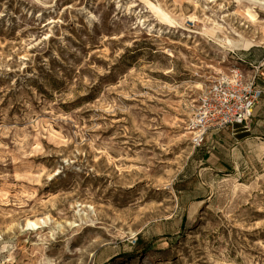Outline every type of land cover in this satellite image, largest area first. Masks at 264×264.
I'll list each match as a JSON object with an SVG mask.
<instances>
[{
  "label": "rangeland",
  "instance_id": "obj_1",
  "mask_svg": "<svg viewBox=\"0 0 264 264\" xmlns=\"http://www.w3.org/2000/svg\"><path fill=\"white\" fill-rule=\"evenodd\" d=\"M149 1L0 0V264H264V104L186 127L264 0Z\"/></svg>",
  "mask_w": 264,
  "mask_h": 264
},
{
  "label": "built area",
  "instance_id": "obj_2",
  "mask_svg": "<svg viewBox=\"0 0 264 264\" xmlns=\"http://www.w3.org/2000/svg\"><path fill=\"white\" fill-rule=\"evenodd\" d=\"M263 89L256 74L247 76L240 67H233L200 91L187 128L196 144L204 135L234 124H244L253 116Z\"/></svg>",
  "mask_w": 264,
  "mask_h": 264
},
{
  "label": "bare ground",
  "instance_id": "obj_3",
  "mask_svg": "<svg viewBox=\"0 0 264 264\" xmlns=\"http://www.w3.org/2000/svg\"><path fill=\"white\" fill-rule=\"evenodd\" d=\"M146 3L148 4L149 8L152 10V12H154V14L164 23H167L170 26H173L174 23H177L173 18L170 17V15H168V13H166L164 10H162L160 8V6L153 4L152 2H150L149 0H145ZM250 16V15H249ZM220 41H222L221 39H219ZM244 46L246 48H250L254 45V43L250 40H245L243 42ZM233 130L234 131H238L240 134H243L245 132H247V126L245 124H234L233 125ZM27 226H36L35 222H31L29 221L27 223Z\"/></svg>",
  "mask_w": 264,
  "mask_h": 264
},
{
  "label": "crops",
  "instance_id": "obj_4",
  "mask_svg": "<svg viewBox=\"0 0 264 264\" xmlns=\"http://www.w3.org/2000/svg\"><path fill=\"white\" fill-rule=\"evenodd\" d=\"M250 59H252V56H250ZM252 61L254 62V60H252ZM245 63L248 64L249 66H252V65H250V63H251L250 60L246 61ZM252 67H254V66H252ZM255 68H256V70L254 71L253 74H256V75L258 74L259 84L261 85L263 92H264V57L262 58L261 63L258 64V66H255ZM253 74L251 76H253ZM262 98H264V93H263ZM262 98L260 99V102H258L257 106L254 109V116L248 122L244 123L247 126V129H248L247 132L250 131V128H251L250 123L252 122V119L255 118V122H253V124L259 125V116H260L259 115V108L261 105L264 104V100Z\"/></svg>",
  "mask_w": 264,
  "mask_h": 264
}]
</instances>
